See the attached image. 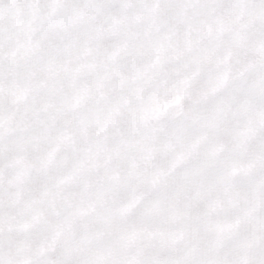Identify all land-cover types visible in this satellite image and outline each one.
Masks as SVG:
<instances>
[{
    "label": "snow or ice",
    "instance_id": "obj_1",
    "mask_svg": "<svg viewBox=\"0 0 264 264\" xmlns=\"http://www.w3.org/2000/svg\"><path fill=\"white\" fill-rule=\"evenodd\" d=\"M0 264H264V0H0Z\"/></svg>",
    "mask_w": 264,
    "mask_h": 264
}]
</instances>
